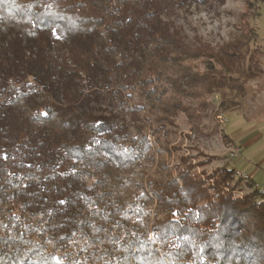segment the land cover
<instances>
[{
  "label": "trees",
  "instance_id": "trees-1",
  "mask_svg": "<svg viewBox=\"0 0 264 264\" xmlns=\"http://www.w3.org/2000/svg\"><path fill=\"white\" fill-rule=\"evenodd\" d=\"M185 2L0 0V264H264L255 180L175 138L244 45L192 46L161 16Z\"/></svg>",
  "mask_w": 264,
  "mask_h": 264
},
{
  "label": "rangeland",
  "instance_id": "rangeland-1",
  "mask_svg": "<svg viewBox=\"0 0 264 264\" xmlns=\"http://www.w3.org/2000/svg\"><path fill=\"white\" fill-rule=\"evenodd\" d=\"M246 2L186 0L180 7L167 4L161 16L192 46L217 48L230 42L244 43L234 64L229 69L219 68L217 92L211 97L212 103L203 117L194 124L181 114L175 138L182 141L186 154L202 152L220 157L205 167L208 171L228 162L232 168L252 174L255 187L264 189V0L250 17L255 29L251 38L242 20ZM84 106L88 114H113L119 120L124 119L121 109L108 98H92ZM230 138L232 142H228ZM40 158L36 153L28 157L36 161ZM252 190L245 186L239 194ZM50 196L51 200L56 198L54 193Z\"/></svg>",
  "mask_w": 264,
  "mask_h": 264
},
{
  "label": "built area",
  "instance_id": "built-area-1",
  "mask_svg": "<svg viewBox=\"0 0 264 264\" xmlns=\"http://www.w3.org/2000/svg\"><path fill=\"white\" fill-rule=\"evenodd\" d=\"M236 173H237V175H238L239 177H243V178H245V179H249V178H250L249 175L244 174V173L241 172V171L236 170ZM257 188H259L258 185H257ZM259 191H260V193H261L262 195H264V189L259 188Z\"/></svg>",
  "mask_w": 264,
  "mask_h": 264
},
{
  "label": "crops",
  "instance_id": "crops-1",
  "mask_svg": "<svg viewBox=\"0 0 264 264\" xmlns=\"http://www.w3.org/2000/svg\"><path fill=\"white\" fill-rule=\"evenodd\" d=\"M247 175H249L250 177H252V178H253V175H252V174H247Z\"/></svg>",
  "mask_w": 264,
  "mask_h": 264
},
{
  "label": "snow or ice",
  "instance_id": "snow-or-ice-1",
  "mask_svg": "<svg viewBox=\"0 0 264 264\" xmlns=\"http://www.w3.org/2000/svg\"><path fill=\"white\" fill-rule=\"evenodd\" d=\"M61 203H63V201Z\"/></svg>",
  "mask_w": 264,
  "mask_h": 264
}]
</instances>
